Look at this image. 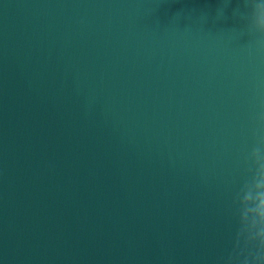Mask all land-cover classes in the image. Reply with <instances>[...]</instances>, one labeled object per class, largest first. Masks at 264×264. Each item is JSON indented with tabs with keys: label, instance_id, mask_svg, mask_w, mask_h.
Returning <instances> with one entry per match:
<instances>
[{
	"label": "water",
	"instance_id": "water-1",
	"mask_svg": "<svg viewBox=\"0 0 264 264\" xmlns=\"http://www.w3.org/2000/svg\"><path fill=\"white\" fill-rule=\"evenodd\" d=\"M0 264H264V0H0Z\"/></svg>",
	"mask_w": 264,
	"mask_h": 264
}]
</instances>
